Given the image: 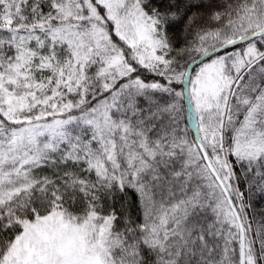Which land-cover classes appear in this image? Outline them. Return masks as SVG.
<instances>
[{
  "label": "snow or ice",
  "instance_id": "6c2138e0",
  "mask_svg": "<svg viewBox=\"0 0 264 264\" xmlns=\"http://www.w3.org/2000/svg\"><path fill=\"white\" fill-rule=\"evenodd\" d=\"M255 197L264 0H0V264H264Z\"/></svg>",
  "mask_w": 264,
  "mask_h": 264
},
{
  "label": "trees",
  "instance_id": "16d2710c",
  "mask_svg": "<svg viewBox=\"0 0 264 264\" xmlns=\"http://www.w3.org/2000/svg\"><path fill=\"white\" fill-rule=\"evenodd\" d=\"M175 33H176V39L178 41V44H182L183 43V38H182L183 25H181L180 27L175 29ZM253 204H254V207L256 209H260L261 207H264V199H261L259 197H255L253 199ZM250 215H251V213H250Z\"/></svg>",
  "mask_w": 264,
  "mask_h": 264
}]
</instances>
